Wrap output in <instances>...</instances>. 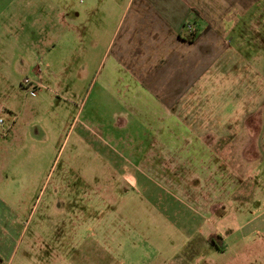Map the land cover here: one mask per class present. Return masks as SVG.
Listing matches in <instances>:
<instances>
[{"label": "crops", "instance_id": "1", "mask_svg": "<svg viewBox=\"0 0 264 264\" xmlns=\"http://www.w3.org/2000/svg\"><path fill=\"white\" fill-rule=\"evenodd\" d=\"M12 1L0 0V8L5 10ZM122 2L115 16L95 13L93 27L68 4L61 9L52 3L49 11H42L52 18L51 24L46 20L42 28L34 27L29 40L16 38L14 46L25 49L27 58L33 54L47 64L55 50L79 46L74 56L86 63L102 48L103 29L109 27L105 44L113 63L111 81L125 93L126 112L153 114L151 121L127 123V127L136 126L140 136L118 143L127 162L126 168H120L122 176L129 187L136 186L139 177L145 189L156 185L189 200L187 207L183 202L142 204L150 209V222L160 225L163 221L180 233L189 221L172 219L167 205L177 212L188 209L186 215L195 219V228L183 230L172 255H183L182 264H189L185 256L230 249L232 239L227 233L232 230L217 227L223 218L238 222L236 217L249 208L252 217L245 224L263 228L264 0ZM187 24L195 33L192 39ZM11 51L0 49L3 81ZM33 71L39 72L38 67ZM210 189L219 196L201 203L194 200L196 193ZM205 226L208 229L202 231ZM208 235H218L215 245L208 244ZM247 236L239 239V255L251 250ZM157 248L162 249L160 244Z\"/></svg>", "mask_w": 264, "mask_h": 264}, {"label": "rangeland", "instance_id": "2", "mask_svg": "<svg viewBox=\"0 0 264 264\" xmlns=\"http://www.w3.org/2000/svg\"><path fill=\"white\" fill-rule=\"evenodd\" d=\"M117 2L65 1L92 27L99 11L103 17L119 14L123 2ZM52 3L68 8L62 0H14L5 10L0 8V49L13 51L4 70L7 80H0V264H182L183 255H172L173 244H179L185 228H195V219L186 215L188 209L177 212L167 205L172 219L189 221L180 233L163 221L150 222V209L142 204L189 200L156 185L145 189L139 177L137 185L129 187L120 169L127 162L118 143L140 136L136 126L127 123L151 121L153 114L126 112L125 93L111 81L113 63L105 44L109 27L103 29L102 48L86 63L74 56L79 46L55 50L49 64L33 54L27 58L25 49L14 46L19 37L29 40L34 27L42 28L46 20L51 24L52 18L42 11H49ZM35 67L39 72L33 71ZM25 78L30 85H23ZM218 196L210 189L193 198L201 203ZM249 210L236 214L238 222L229 217L216 225L222 231L232 230L227 233L232 239L230 249L185 256V260L264 264V220L262 229V225L245 224L252 217ZM242 234L252 245L239 255Z\"/></svg>", "mask_w": 264, "mask_h": 264}, {"label": "trees", "instance_id": "3", "mask_svg": "<svg viewBox=\"0 0 264 264\" xmlns=\"http://www.w3.org/2000/svg\"><path fill=\"white\" fill-rule=\"evenodd\" d=\"M190 32H191V33H190V35L188 36V38H189V39H192L193 36L195 35V33L193 32V30H191ZM217 236H218V235H211V236H209V238H208V244H210V245H215V243H216L215 238H216Z\"/></svg>", "mask_w": 264, "mask_h": 264}, {"label": "built area", "instance_id": "4", "mask_svg": "<svg viewBox=\"0 0 264 264\" xmlns=\"http://www.w3.org/2000/svg\"><path fill=\"white\" fill-rule=\"evenodd\" d=\"M186 29L191 31L192 26L190 24H187L186 25ZM22 83H23V85H25V84H27V85L29 84L30 85L31 84V82H30V80L28 78H25ZM0 122H1V119H0Z\"/></svg>", "mask_w": 264, "mask_h": 264}]
</instances>
